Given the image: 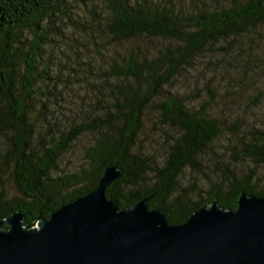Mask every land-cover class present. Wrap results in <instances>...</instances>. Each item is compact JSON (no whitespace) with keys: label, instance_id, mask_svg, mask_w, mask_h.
Returning a JSON list of instances; mask_svg holds the SVG:
<instances>
[{"label":"trees","instance_id":"1","mask_svg":"<svg viewBox=\"0 0 264 264\" xmlns=\"http://www.w3.org/2000/svg\"><path fill=\"white\" fill-rule=\"evenodd\" d=\"M64 4L65 0H0V136L11 134L5 151L0 150L1 218L20 212L25 226L47 220L53 211L93 191L105 168L113 165L123 171L106 190L115 207L131 209L150 198V209L162 210L172 225L185 223L215 201L234 211L243 192L264 197V178L258 175L264 166V128H245L239 118L228 126L229 146L223 155L233 162L222 159L216 165L219 178L205 191L193 185L179 191L183 170L198 166V159L224 130L210 112L217 98L214 89L207 86L208 97L197 110L189 107V94L168 90L192 60L215 44L227 43L223 47L227 53L238 40L263 35L264 0H235L228 7L196 5L191 0V8L189 0H102L101 35L114 48L130 46L114 51L99 70L100 113L60 141L37 148L32 143L36 127L28 104L44 88L55 95L61 87L59 79H41L39 61L48 40L45 23ZM24 32L30 40L23 39ZM143 38L166 45L156 51L143 49L137 44ZM263 97L261 90L253 96L258 103ZM149 111L161 125L178 133L161 168L149 156L135 152ZM85 132L94 135L85 151V166L76 173L54 176L59 159ZM246 163L247 170L238 169ZM4 167L11 169L16 195L2 184Z\"/></svg>","mask_w":264,"mask_h":264},{"label":"rangeland","instance_id":"2","mask_svg":"<svg viewBox=\"0 0 264 264\" xmlns=\"http://www.w3.org/2000/svg\"><path fill=\"white\" fill-rule=\"evenodd\" d=\"M194 1L196 5L228 7L235 0ZM103 10L102 0H65V4L56 10L55 17L45 23L48 40L43 59L39 61L40 69L44 71L40 76L41 79H59L61 87L55 95L44 88L28 104L36 127L32 143L37 148L60 141L63 135L100 113L103 98L96 88L99 70L110 62L114 51L130 46L114 48L111 41L101 35L98 22L102 20ZM23 39L30 40V34L24 32ZM137 44L153 51L166 45L159 40L144 38L137 40ZM223 47L225 49L227 43L215 44L196 57L168 88L174 94H189V107L195 110L206 101L207 86L214 89L217 98L210 112L220 120L224 130L198 159V166L183 170L178 181L179 191L189 190L191 185L205 191L219 178L216 165L222 159L233 162L223 155L229 146L228 126L236 118L245 128H264V97L260 104L253 98L260 90L264 91V34L238 40L227 53ZM19 70L21 75L23 70ZM10 136V133L0 136L1 151H5ZM177 137L175 129L161 125L156 115L149 111L135 152L149 156L154 160V166L161 168L173 139ZM93 140L94 135L85 132L73 141L59 159L53 175L79 172L85 166V151ZM238 169L247 170L248 164L240 165ZM10 172L9 167H4L2 184L8 192L16 195ZM258 175L264 178V166L259 168Z\"/></svg>","mask_w":264,"mask_h":264},{"label":"water","instance_id":"3","mask_svg":"<svg viewBox=\"0 0 264 264\" xmlns=\"http://www.w3.org/2000/svg\"><path fill=\"white\" fill-rule=\"evenodd\" d=\"M122 175L106 167L93 191L33 225L0 217V264H264V197L243 192L234 211L215 201L172 225L150 198L115 207L106 190Z\"/></svg>","mask_w":264,"mask_h":264}]
</instances>
